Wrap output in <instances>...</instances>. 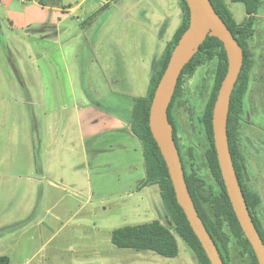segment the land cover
I'll use <instances>...</instances> for the list:
<instances>
[{
    "label": "rangeland",
    "instance_id": "374dc122",
    "mask_svg": "<svg viewBox=\"0 0 264 264\" xmlns=\"http://www.w3.org/2000/svg\"><path fill=\"white\" fill-rule=\"evenodd\" d=\"M261 1L254 35L247 43L252 69L239 146L246 158L247 187L261 196L264 209V0ZM48 2L58 3L66 11L69 25L84 30L93 40L92 46L85 41L79 49V71L76 73L80 75L84 91L95 98L124 91L121 80L125 77L133 83L134 96H148L151 79L183 23L181 0H0V36L10 35L11 30L24 33L29 30L28 22L43 20L48 15L60 16L36 6V3ZM225 2L236 23L244 24L245 6L231 0ZM3 50L11 62L10 53ZM97 51L98 65L91 62L92 54ZM214 62L206 60L192 75L184 77L181 100H187L196 140L204 135L198 117L202 96L215 74ZM113 80L117 84L111 90ZM91 81L97 86L87 89ZM97 121L98 130L95 131L101 132L108 128L111 120L104 113ZM35 126L42 140V122L37 121ZM82 127L87 136L84 118ZM121 138L131 144V149L102 148L118 140L107 134L99 138L100 149L89 154L87 166L73 158L68 175H63V169L60 174V166L52 173L53 181L59 182L61 188L66 183L72 185L76 178L77 195L69 189L63 192L52 187L51 199L44 201L40 197L33 202L27 215H21L18 201L10 208L0 202V256L9 257L11 264H200L194 252L176 235L159 187L148 185L138 189L145 178L142 142L127 136ZM42 146L40 141L36 143L37 173L43 169ZM43 188L46 189L45 185ZM41 220L44 222L37 224ZM154 221H160L175 233L179 244L177 257L165 258L152 251L122 249L112 243L114 230ZM25 227L29 228L27 233L22 231ZM9 229L17 231L9 232ZM229 256L230 264H252L250 256L243 254L235 239L229 246Z\"/></svg>",
    "mask_w": 264,
    "mask_h": 264
},
{
    "label": "crops",
    "instance_id": "0c3cea01",
    "mask_svg": "<svg viewBox=\"0 0 264 264\" xmlns=\"http://www.w3.org/2000/svg\"><path fill=\"white\" fill-rule=\"evenodd\" d=\"M36 6L60 16L48 15L43 20L26 23L29 30L24 33L11 30L10 35L0 36V202L10 208L18 201L21 215H27L33 202L40 197L49 201L52 187L63 192L69 189L77 195L76 178L72 185L66 183L61 188L59 182L53 181L52 173L60 166V174L63 169V175H68L73 158L87 166L89 154L100 149V137L109 134L117 138L102 147L113 150L131 149L130 143L122 141L123 136L139 139L132 131L133 100L137 97L131 92L132 81L122 77L124 91H113L98 98L90 96L84 91L76 72L79 71L80 47L85 41L92 46L93 40L84 30L69 25L66 11L58 3H36ZM3 49L10 53L11 62ZM97 55L98 51L91 57V62L96 65ZM88 84L87 89L97 86L92 85L93 81ZM116 84L113 80L111 90ZM104 113L111 120L110 124L104 131H95L98 130L97 119ZM83 118L87 136L82 127ZM37 121L42 122V140L36 132ZM38 141L43 145V169L37 173L35 152ZM144 167L145 178L139 183V190L146 187L143 186L146 163ZM28 227L22 231L27 233Z\"/></svg>",
    "mask_w": 264,
    "mask_h": 264
},
{
    "label": "trees",
    "instance_id": "16d2710c",
    "mask_svg": "<svg viewBox=\"0 0 264 264\" xmlns=\"http://www.w3.org/2000/svg\"><path fill=\"white\" fill-rule=\"evenodd\" d=\"M211 2L244 51V65L231 99L228 137L234 166L246 202L250 208L253 221L264 241L263 201L261 196L247 187L244 177L246 158L239 146L242 116L249 90V75L252 69L247 43L254 35L256 16L262 1L231 0L233 3H241L245 6L247 18L245 23L241 25L236 23L225 0H211ZM181 7L183 10V23L168 44L160 65L151 79L148 96L136 97L133 100L132 131L143 144L146 163V181L143 186L157 185L159 187L170 211L176 235L181 237L194 252L200 264H211L202 244L191 228L184 210L178 203L168 166L150 128V111L155 91L167 69L175 46L190 24V10L186 0H181ZM206 60L215 61V74L212 77L210 87L206 89L202 96L201 111L198 117L204 129L205 140L201 141L203 145L199 140H196L193 131L194 125H192L190 131L193 144H188L184 143L181 137V123L177 118L176 109L186 108L185 111L189 113L187 100H181L184 77L192 75ZM227 72L228 59L224 44L219 39L209 36L181 74L169 107V121L174 127V137L180 151L189 191L199 216L214 239L225 264H230L229 246L233 239L238 242L243 254L250 256L252 264H259L254 249L246 238L230 201L215 146L213 110ZM175 233L160 221H154L138 226H124L114 230L112 243L122 249L152 251L165 258H175L179 254V244ZM9 261L8 257H0V264H9Z\"/></svg>",
    "mask_w": 264,
    "mask_h": 264
},
{
    "label": "water",
    "instance_id": "95a60500",
    "mask_svg": "<svg viewBox=\"0 0 264 264\" xmlns=\"http://www.w3.org/2000/svg\"><path fill=\"white\" fill-rule=\"evenodd\" d=\"M190 10V24L170 57L155 91L150 128L169 169L178 203L184 210L195 235L202 244L211 264H225L221 253L199 216L189 191L181 155L169 121V107L185 67L199 52L209 36L219 39L228 59V72L220 87L213 110V129L216 151L222 176L235 214L252 245L259 264H264V241L253 221L250 208L237 175L228 137V119L232 94L244 65V51L227 24L216 12L211 0H186Z\"/></svg>",
    "mask_w": 264,
    "mask_h": 264
},
{
    "label": "flooded vegetation",
    "instance_id": "af4514ba",
    "mask_svg": "<svg viewBox=\"0 0 264 264\" xmlns=\"http://www.w3.org/2000/svg\"><path fill=\"white\" fill-rule=\"evenodd\" d=\"M186 108H177V118L179 122L181 123V137L183 138L184 143L193 144L192 137H191V127L193 122V118L185 111ZM199 120V119H198ZM200 123V121H199ZM201 124V123H200ZM204 130V129H203ZM204 135L199 139L201 142L202 140H205V133ZM205 145V143H204ZM200 149V147H198ZM201 150V149H200ZM180 152V151H179Z\"/></svg>",
    "mask_w": 264,
    "mask_h": 264
},
{
    "label": "built area",
    "instance_id": "2783aa9c",
    "mask_svg": "<svg viewBox=\"0 0 264 264\" xmlns=\"http://www.w3.org/2000/svg\"><path fill=\"white\" fill-rule=\"evenodd\" d=\"M22 2H25L26 0H21Z\"/></svg>",
    "mask_w": 264,
    "mask_h": 264
}]
</instances>
